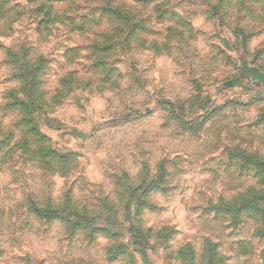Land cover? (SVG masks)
Here are the masks:
<instances>
[{
  "label": "rangeland",
  "instance_id": "1",
  "mask_svg": "<svg viewBox=\"0 0 264 264\" xmlns=\"http://www.w3.org/2000/svg\"><path fill=\"white\" fill-rule=\"evenodd\" d=\"M112 1L0 0V264H264V0Z\"/></svg>",
  "mask_w": 264,
  "mask_h": 264
},
{
  "label": "trees",
  "instance_id": "2",
  "mask_svg": "<svg viewBox=\"0 0 264 264\" xmlns=\"http://www.w3.org/2000/svg\"><path fill=\"white\" fill-rule=\"evenodd\" d=\"M91 5L93 7L90 8V9H93L94 11H97V12H100V13L109 14V15L116 16V17H119L120 16V11L123 9V6L121 7L119 5V3L118 4L117 3H114V1H112V0H96V2H92ZM48 14L49 13H47L46 15H48ZM9 52H10V50H9ZM231 157H234V156L231 155ZM249 199H250V201H256V202H258L259 203V207L261 208L260 203H261V200H264V195L263 196L253 195ZM256 207L257 208H255V210H253L252 207L250 208L249 206H247L246 208H249V210H251L253 212V214H256L257 213L256 215L262 216L260 214V212L263 211L262 208L260 209L258 206H256ZM238 218H239V216H238ZM209 245H210V248L212 250H215V248H216L215 244H214V246L212 244H209Z\"/></svg>",
  "mask_w": 264,
  "mask_h": 264
}]
</instances>
